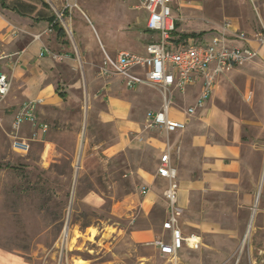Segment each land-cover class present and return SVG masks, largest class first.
Returning a JSON list of instances; mask_svg holds the SVG:
<instances>
[{
  "label": "rangeland",
  "instance_id": "rangeland-1",
  "mask_svg": "<svg viewBox=\"0 0 264 264\" xmlns=\"http://www.w3.org/2000/svg\"><path fill=\"white\" fill-rule=\"evenodd\" d=\"M6 1L11 5L17 1L36 3L42 14L64 12V20L58 23L66 32V43L59 40L61 46L55 51L63 56L56 60L64 74L59 78L60 89L64 91L68 83L76 81L82 84L71 94L74 100L81 97L83 105L76 149L82 150L77 146L80 139L91 146L73 168L68 141L61 138L55 150L60 155L45 168L43 142H31L24 156L14 150L13 137L18 133L8 121V110L2 107L6 99L0 101V248L20 252L36 264H175L153 245L130 238V231L140 227L164 233V202L152 213L144 212L141 183L125 166L127 156L115 154L107 163V155L93 149L95 142H115L118 130L96 117L87 119V79L91 74L100 76L104 50L112 56L120 50L144 55L147 44L156 39L145 29V11L123 0H75L73 9L66 12V0ZM170 4L179 24L177 38L195 33L206 46L220 34L223 24L230 22L264 45V23L262 12H258L264 0H174ZM14 30L27 34L18 24ZM44 34L56 38L54 30ZM215 87L208 104L228 111L232 118L229 135L233 137L236 122L252 146L246 149L242 171L225 172L203 183L202 150L189 144L194 162V168L189 165L190 172L200 186L190 194L184 219L196 224L203 245L183 258L189 264H264V194L257 200L255 185V175L263 169L257 144L264 143V126L257 121L264 114V62L258 57L227 70ZM149 98L158 100L154 93ZM203 128L197 133L202 134ZM130 158L128 155L127 163ZM138 159L134 156L133 161ZM220 179L225 182L222 186L218 185ZM92 190L99 192L101 202L87 200Z\"/></svg>",
  "mask_w": 264,
  "mask_h": 264
},
{
  "label": "crops",
  "instance_id": "crops-1",
  "mask_svg": "<svg viewBox=\"0 0 264 264\" xmlns=\"http://www.w3.org/2000/svg\"><path fill=\"white\" fill-rule=\"evenodd\" d=\"M125 2H133L135 9L141 8L140 0ZM33 5L37 7L36 11L31 16H22L12 9L3 8L0 3V45L3 48V53L12 55V60L0 61V71L8 74L12 79L11 91L7 95L8 97L5 98L6 100L2 107L8 110V121L13 125L20 110L19 108L24 102L39 100L40 103L36 110V121L33 123L24 122L17 131L18 137L29 144L31 142L44 143V162L42 165L45 168L48 164L50 165L51 161H56L55 157L60 155L55 152L59 139H67L68 147L71 149V152H69L71 155L70 165L73 168H77L76 164L80 160L81 162L84 160L86 152L91 146L89 141L86 140L84 142V140L80 139L77 146L79 147L78 149L82 150L80 152L76 149V132L82 119L83 105L81 97H79V100H74L71 94H74V91H79L82 88V84L76 81L73 84L68 83L69 87L64 91L60 89L59 78L64 74L57 68L59 62L51 55H43L42 53L43 47H46L58 54L59 52L55 51H58L61 46L59 40H63L66 43L63 39L66 35L62 36L55 30V39L52 36L45 35L44 31L51 24L41 16H37V12L41 11V7L36 3H33ZM141 9L146 13V31L157 38L158 35L147 28L148 12L143 8ZM258 12H262L261 18L264 23V7L260 6V11ZM17 24L23 26L24 30H27L30 26L31 29L28 28L27 34H17L16 30H14ZM232 26L233 31L227 35V45L229 47L257 50L258 56L255 58L259 57L264 62V45L257 43L254 38H249L248 36H246V39L239 38L234 32H244L234 23H232ZM41 33H43V36L35 38L36 35ZM188 38H195L199 42L197 35L189 36ZM63 50L61 49L60 51ZM145 54H147V49ZM103 60L104 56L101 64ZM145 72L146 70L143 69L136 70V73L140 75H144ZM222 78L223 75L217 77L216 86H218ZM202 86L203 80L199 77L194 84L186 87L184 91L179 90L177 87L172 88L169 116L174 120L185 122L186 127L185 129L167 133L164 129L146 127L149 121V112L159 111L164 105L163 94L159 89L144 84L129 89L121 75L105 77L91 74L87 79V89L85 91L89 98L87 119L90 121L93 116L104 125H114L118 130L119 136L112 143L95 142L93 149H101L102 153L107 155V163L115 154L123 152L125 157L127 156L125 166L128 168L130 175L136 176L141 183L139 195L142 199L140 204L146 214L152 213L159 203L164 202L165 205L163 209L164 217L161 223L162 230H164L162 235L154 227H140L130 231V238L132 241L153 245L159 250L161 255L165 256L169 255L163 254L153 244L157 239H163L166 242L171 240L170 232L165 230L163 226L168 215L165 198L168 181L158 174L163 154L169 150L172 163L178 169L180 204L185 212V208L189 205L190 194L200 186L196 180L192 179L194 173L190 172L191 167L189 165L192 164V168H194V162L189 156V144L191 147H198L202 150L203 183H206V181L211 182L213 179L221 177L225 172L242 171L245 166L246 149L252 146L249 141L245 140L246 136L237 129L236 122L233 137L229 135L228 126L232 118L228 111L216 104H208L215 90L203 107L197 108L194 114L188 113V109L196 105L202 92ZM152 93L158 97L157 101L152 102L149 98ZM257 123L264 126V114ZM44 125L48 126L47 131L43 129ZM202 125H204V132L198 134L197 131ZM257 148L262 154L260 156L264 169V143L257 144ZM20 155L24 156V154ZM128 155L131 157L129 163H127ZM134 156L139 157L137 162L133 161ZM81 167H83V163ZM263 169L255 175L257 200L264 194ZM186 175L188 178L184 179ZM222 184H225V182L220 179L218 185L222 186ZM143 188H147L146 193L142 192ZM87 200L98 203L102 201V197L99 192L92 190ZM195 225L185 220L183 213L180 218L181 230L187 238L194 236L196 243H185L183 248L179 250L177 257L172 258L175 260V264H189V261L183 258L184 254H188L189 251H196L203 245L202 235L199 234L197 231L198 227ZM80 261L82 260L77 262ZM0 264L36 263L33 259L30 260L20 252L0 248Z\"/></svg>",
  "mask_w": 264,
  "mask_h": 264
},
{
  "label": "built area",
  "instance_id": "built-area-1",
  "mask_svg": "<svg viewBox=\"0 0 264 264\" xmlns=\"http://www.w3.org/2000/svg\"><path fill=\"white\" fill-rule=\"evenodd\" d=\"M65 12L72 10L75 0H66ZM131 1V0H123ZM174 0H140V7L145 9L149 16L147 28L158 37L147 45V54L120 50L115 56L105 51L103 63L100 66V75L110 77L121 75L126 85L135 88L144 84L159 89L163 94L164 105L159 111H150L149 121L146 124L150 129H164L167 133L178 129H185L186 123L170 118L169 111L172 99V88L177 87L184 91L186 87L194 84L197 78H202L203 86L200 97L195 106L188 109L189 114H194L197 108H201L212 96L215 90L217 77L248 60L258 56V51L252 48L229 47L227 45V35L233 31L230 22H226L220 28V34L213 39L209 45H201L195 38H188L183 41L169 43L173 32L177 29L176 19L172 15L171 4ZM64 12L57 14V21H63ZM53 31L52 25L45 32ZM239 38L246 39V35L234 32ZM43 36V33L36 35L35 38ZM43 55L49 54L54 59H62L61 54L52 52L43 47ZM10 59L12 55L3 53L0 49V61ZM146 70L144 75L136 73V70ZM12 88V79L8 74L0 71V101L4 100ZM251 94L247 95L250 99ZM40 103L39 100H29L24 102L19 108V112L13 123V128L17 132L21 125L36 121V110ZM44 131L48 126H43ZM13 148L20 154H28L30 144L18 136L13 137ZM159 176L168 181L165 198L167 201V219L164 222V229L171 234L170 242L157 239L153 242L163 254L176 258L179 250L185 243H196L193 236L186 237L181 230L180 218L184 209L180 204V182L178 179V169L172 163L170 151L168 150L161 158L158 168ZM143 193L147 188H143Z\"/></svg>",
  "mask_w": 264,
  "mask_h": 264
},
{
  "label": "trees",
  "instance_id": "trees-1",
  "mask_svg": "<svg viewBox=\"0 0 264 264\" xmlns=\"http://www.w3.org/2000/svg\"><path fill=\"white\" fill-rule=\"evenodd\" d=\"M1 6L3 8H7V9H12L14 11H16L17 13H19L22 16H31V14H33L37 7L33 4H31L30 2H25V1H17L14 4H8V2L6 0H0ZM44 5H47L45 2H43ZM40 12H37V16L38 17H42L43 19L47 20L53 27V30L57 31L58 34H61L62 36L66 35V32L64 30V28L60 25V23H58L57 21V16L56 14H42ZM178 23H176V27H178ZM178 32H173L172 38L169 40L170 44H173L174 42H179V41H183L184 38H188L189 36H195V33L192 34H181L180 38H177L176 35H178Z\"/></svg>",
  "mask_w": 264,
  "mask_h": 264
},
{
  "label": "bare ground",
  "instance_id": "bare-ground-1",
  "mask_svg": "<svg viewBox=\"0 0 264 264\" xmlns=\"http://www.w3.org/2000/svg\"><path fill=\"white\" fill-rule=\"evenodd\" d=\"M67 234V233H66Z\"/></svg>",
  "mask_w": 264,
  "mask_h": 264
}]
</instances>
